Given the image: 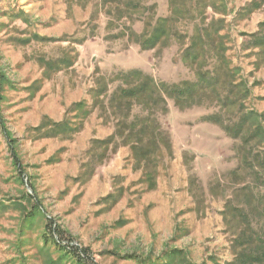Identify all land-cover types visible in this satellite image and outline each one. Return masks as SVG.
<instances>
[{
	"label": "rangeland",
	"instance_id": "374dc122",
	"mask_svg": "<svg viewBox=\"0 0 264 264\" xmlns=\"http://www.w3.org/2000/svg\"><path fill=\"white\" fill-rule=\"evenodd\" d=\"M174 3L176 10L170 0H0V73L7 79L0 108L21 165L0 127V264H226L238 245L241 205L264 234L257 158L264 143L251 139L247 119L256 111L264 126V53L252 36L264 22V0ZM159 17L172 19L175 34L166 46L144 50L137 35ZM195 34L204 39L192 67L183 53ZM216 46L231 74L208 78L184 107L172 98L167 111L110 107L109 95L125 85L122 71L140 69L159 83L196 82L199 69L217 66ZM99 82L109 92L97 98ZM230 82L247 90L228 95ZM83 100V108L71 107ZM45 117L69 128L49 137L55 129ZM136 117L155 125L145 140L155 190L117 134L118 119ZM244 119L237 138L220 124Z\"/></svg>",
	"mask_w": 264,
	"mask_h": 264
},
{
	"label": "trees",
	"instance_id": "16d2710c",
	"mask_svg": "<svg viewBox=\"0 0 264 264\" xmlns=\"http://www.w3.org/2000/svg\"><path fill=\"white\" fill-rule=\"evenodd\" d=\"M170 4L173 10L178 8V4L174 3V0H170ZM206 30V29H205ZM172 19L169 17H159L155 21L147 24V28L140 34L137 35V41L141 45L144 50L155 49L158 46H166L167 42L170 41L174 36ZM212 35V34H211ZM210 36V34H209ZM213 36V35H212ZM254 37V45L255 48L259 49V54L264 53V22L261 23L260 29L258 32L252 34ZM34 38L39 41H59L62 38H51L44 37L38 34L34 35ZM199 39H204L202 35L195 34L190 38V44L186 47L184 51V57L186 61H190L189 63L192 67L197 66V62L200 57L197 53V47L199 46ZM204 43H207L206 39L203 40ZM215 60L217 66L213 67V71H208L205 74L204 71L198 70L199 80L196 82L184 81L181 83H173L169 84L166 82H157L151 75L145 73L143 70L134 69L131 71L124 72L122 71L119 75L125 81V85H119L110 95H109V103L110 107L114 109H123L130 110L134 105H147L154 106L160 108L164 111H167L168 103L167 98H172L176 101V104L184 107L185 104H189L188 101L191 98H194V95L198 93V91L204 87V83H206L208 78H219L220 71L223 72L230 71L229 63L225 57V53L221 51L217 46L215 48ZM232 70V69H231ZM233 71V70H232ZM231 74V71L228 75ZM7 83V79L5 74L0 73V93L3 89V86ZM99 84H103L104 87L101 89H92V92L97 95L95 97L99 98L103 94H107L109 92L108 85H104V83L99 82ZM235 84V83H234ZM233 82L229 83L228 86V95L230 92H233V88H237L239 91L241 87H244V90H247L245 84H237L234 85ZM3 99L0 96V100ZM130 99L127 103L126 100ZM86 101H80L74 103L71 107L74 109L83 108L86 106ZM243 111V110H242ZM246 114V113H243ZM128 115L126 116L128 118ZM246 117V115H245ZM47 120V125L51 124L55 129V132L51 135L49 133V137L55 136L57 133L64 132L65 129L69 128V124H67L66 120L61 122L53 121L52 119L45 117ZM247 119L252 122L251 131L255 129L254 133L251 132L250 137L258 138L260 137L261 141L264 143V126H263V117L256 111H248ZM156 121V120H155ZM212 122L218 123L219 120L214 119V116L211 118ZM247 120L240 121L237 125L227 126L223 122L220 124L223 128L229 132L234 138L238 137V134L243 130L246 126L245 122ZM157 122V121H156ZM44 125H40L35 127L34 130L41 131ZM0 127L1 132L5 139L9 144V148L16 159L15 163L18 170L21 168L18 159V143L17 139L14 138L13 133L9 130L7 126V122L5 117L3 116L0 108ZM152 128V129H151ZM151 129V130H150ZM147 130L151 134H155V125L149 126V118L148 117H136L131 122H127V120L118 119L117 120V134L121 137H124L126 143L131 146V149L134 153L136 159L135 167L137 169H143L144 175L147 176L149 180H152V185L149 187V190H155L157 188V183L153 177L154 170L152 167L155 166L151 158V153L148 149H145V140ZM161 131V130H160ZM162 133V132H161ZM114 138V135L110 137ZM109 138V139H110ZM108 140V139H107ZM95 144H105L108 141L106 140H95L93 141ZM166 146L170 148L171 152V140L166 138ZM262 150L258 151V161L260 164V170L264 172V145L261 147ZM150 168V173L148 174V169ZM32 191L35 193V189L33 185H30ZM36 206V209H40ZM264 209V208H263ZM241 217L239 219V223L237 225V231L239 232L237 241L238 245L234 252V258L231 261H228L226 264H264V234L259 232L256 227H254L251 220L249 221V215L246 213V208L244 205L239 207ZM35 212H30V218L28 221H32L35 218ZM49 230H52V222L46 225ZM57 232V230H56ZM60 235V233L57 232ZM62 236V235H61ZM47 242V239H46ZM59 248L62 249V245L59 244ZM172 254V253H171ZM174 258V257H173ZM171 258V261L173 260ZM55 264V263H52Z\"/></svg>",
	"mask_w": 264,
	"mask_h": 264
}]
</instances>
